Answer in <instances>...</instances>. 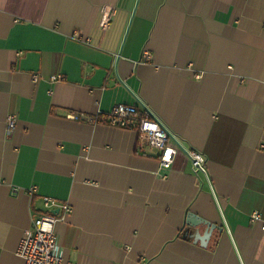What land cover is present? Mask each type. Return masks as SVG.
Instances as JSON below:
<instances>
[{"label":"crops","instance_id":"obj_1","mask_svg":"<svg viewBox=\"0 0 264 264\" xmlns=\"http://www.w3.org/2000/svg\"><path fill=\"white\" fill-rule=\"evenodd\" d=\"M136 3L0 0V264H24L43 196L72 207L66 264H264V0ZM120 102L178 144L167 177L102 121Z\"/></svg>","mask_w":264,"mask_h":264},{"label":"built area","instance_id":"obj_2","mask_svg":"<svg viewBox=\"0 0 264 264\" xmlns=\"http://www.w3.org/2000/svg\"><path fill=\"white\" fill-rule=\"evenodd\" d=\"M113 6H106L102 18L103 28L109 27ZM61 75L51 76L52 80L61 79ZM38 80V74L35 75ZM102 120V119H101ZM102 121L113 126L135 128L139 136L141 147H148L159 152L162 177H167L173 166L178 144L173 140L166 126L157 118L149 114L141 115L138 107L128 103H117L110 111L109 117ZM9 128H13L15 120L11 116L8 122ZM188 155L192 164L200 168L206 162V156L198 149H189ZM37 192V187L29 189L31 195ZM45 209L36 215L31 227L23 231L18 253L23 258L24 264H66L59 255V238L56 232V223L72 209L68 202L59 201L51 196H43ZM58 208V212L54 211ZM255 218L259 213L253 215Z\"/></svg>","mask_w":264,"mask_h":264},{"label":"water","instance_id":"obj_3","mask_svg":"<svg viewBox=\"0 0 264 264\" xmlns=\"http://www.w3.org/2000/svg\"><path fill=\"white\" fill-rule=\"evenodd\" d=\"M138 2L139 0H137V3H136V7L138 5ZM202 170L205 171L204 167L201 166ZM191 218H190V223L192 224H195V225H198V224H206L209 228V231H208V234L206 235V238H208V236L210 234H212L213 230L217 227H219L218 225H215V224H212V222H210L209 220H206L205 218H197L194 214H191ZM220 229H222L221 227H219Z\"/></svg>","mask_w":264,"mask_h":264},{"label":"rangeland","instance_id":"obj_4","mask_svg":"<svg viewBox=\"0 0 264 264\" xmlns=\"http://www.w3.org/2000/svg\"><path fill=\"white\" fill-rule=\"evenodd\" d=\"M52 80V79H51ZM120 103H124V102H120ZM138 110H139V108H138ZM139 113H140V111H139ZM141 115H146V114H143V113H140ZM204 166V165H203ZM201 168V167H200Z\"/></svg>","mask_w":264,"mask_h":264}]
</instances>
